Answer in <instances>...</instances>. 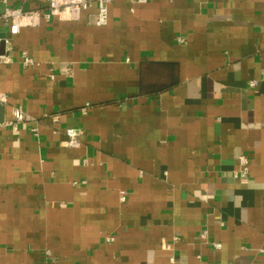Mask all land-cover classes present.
<instances>
[{
    "label": "crops",
    "instance_id": "obj_1",
    "mask_svg": "<svg viewBox=\"0 0 264 264\" xmlns=\"http://www.w3.org/2000/svg\"><path fill=\"white\" fill-rule=\"evenodd\" d=\"M96 13L0 30V264H264V0Z\"/></svg>",
    "mask_w": 264,
    "mask_h": 264
},
{
    "label": "built area",
    "instance_id": "obj_2",
    "mask_svg": "<svg viewBox=\"0 0 264 264\" xmlns=\"http://www.w3.org/2000/svg\"><path fill=\"white\" fill-rule=\"evenodd\" d=\"M27 0H0L3 6V11L0 14V30L7 28L11 36L20 33V30L25 27H37L43 22H50L53 19L73 21L80 18L81 14L87 11L93 4L97 6L96 26H105L109 19V6L111 0H44V7L39 9H26L22 4ZM4 42L5 46L10 43L9 39L0 36V46ZM24 65H34L32 58L23 54ZM8 59L0 55V64L8 63ZM66 73L71 71V68H66ZM256 82L250 83L254 87ZM9 97L6 93L0 91V104L7 105ZM29 116L22 107H14L12 109V117L5 121L4 125L10 129L17 131L19 125L27 121ZM66 144L78 147L81 144V133L74 128L65 129ZM242 170L236 174V177L245 181L248 177V159L244 156L239 158ZM215 248H221L220 244H215Z\"/></svg>",
    "mask_w": 264,
    "mask_h": 264
},
{
    "label": "water",
    "instance_id": "obj_3",
    "mask_svg": "<svg viewBox=\"0 0 264 264\" xmlns=\"http://www.w3.org/2000/svg\"><path fill=\"white\" fill-rule=\"evenodd\" d=\"M5 48V43L2 42L1 46H0V52H2ZM0 107L2 108V114L0 115V126L3 125V123L5 122V118H4V106L0 104Z\"/></svg>",
    "mask_w": 264,
    "mask_h": 264
}]
</instances>
